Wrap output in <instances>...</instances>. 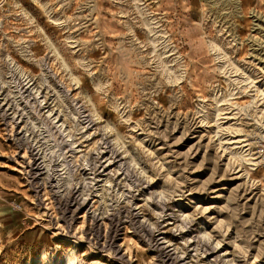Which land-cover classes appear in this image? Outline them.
Segmentation results:
<instances>
[{
  "label": "rangeland",
  "instance_id": "rangeland-1",
  "mask_svg": "<svg viewBox=\"0 0 264 264\" xmlns=\"http://www.w3.org/2000/svg\"><path fill=\"white\" fill-rule=\"evenodd\" d=\"M0 264H264V0H0Z\"/></svg>",
  "mask_w": 264,
  "mask_h": 264
}]
</instances>
